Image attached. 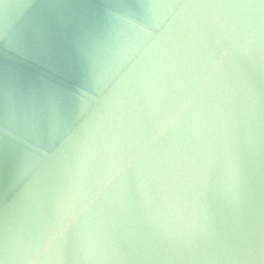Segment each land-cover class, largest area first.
Instances as JSON below:
<instances>
[{
    "label": "clouds",
    "instance_id": "1",
    "mask_svg": "<svg viewBox=\"0 0 264 264\" xmlns=\"http://www.w3.org/2000/svg\"><path fill=\"white\" fill-rule=\"evenodd\" d=\"M0 264H264V0H0Z\"/></svg>",
    "mask_w": 264,
    "mask_h": 264
}]
</instances>
